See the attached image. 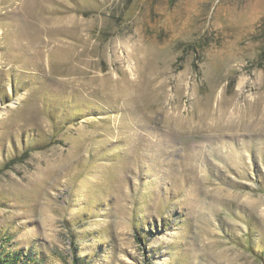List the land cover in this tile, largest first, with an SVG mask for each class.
Segmentation results:
<instances>
[{"label": "rangeland", "instance_id": "rangeland-1", "mask_svg": "<svg viewBox=\"0 0 264 264\" xmlns=\"http://www.w3.org/2000/svg\"><path fill=\"white\" fill-rule=\"evenodd\" d=\"M0 264H264V0H0Z\"/></svg>", "mask_w": 264, "mask_h": 264}, {"label": "bare ground", "instance_id": "bare-ground-1", "mask_svg": "<svg viewBox=\"0 0 264 264\" xmlns=\"http://www.w3.org/2000/svg\"><path fill=\"white\" fill-rule=\"evenodd\" d=\"M117 97V96H116Z\"/></svg>", "mask_w": 264, "mask_h": 264}]
</instances>
